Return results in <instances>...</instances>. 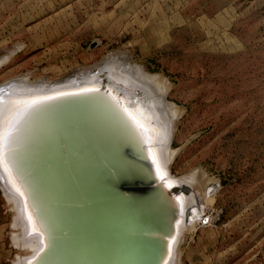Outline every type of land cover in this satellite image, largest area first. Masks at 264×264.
Here are the masks:
<instances>
[{"label":"rangeland","instance_id":"rangeland-1","mask_svg":"<svg viewBox=\"0 0 264 264\" xmlns=\"http://www.w3.org/2000/svg\"><path fill=\"white\" fill-rule=\"evenodd\" d=\"M10 51L1 85L117 53L167 80L182 112L172 175L215 186L204 210H222L186 234L180 264H264V0H0V57ZM13 219L0 187V264L23 255Z\"/></svg>","mask_w":264,"mask_h":264},{"label":"bare ground","instance_id":"bare-ground-1","mask_svg":"<svg viewBox=\"0 0 264 264\" xmlns=\"http://www.w3.org/2000/svg\"><path fill=\"white\" fill-rule=\"evenodd\" d=\"M13 54L14 51H10L6 56L0 57V68ZM4 82L0 84V100L6 105L33 99L43 100L19 116L11 110L6 114L10 120L18 121L11 129L10 142L4 148L7 170L0 167V187L14 212L12 228H19L22 233L21 241L17 238V233L13 236L16 246L23 252L14 264H69V258L64 254L66 241L63 248L60 243L52 250L46 258L47 261H39V256L49 246L46 222L55 220L66 230L64 207L67 204H64L65 197L60 196L61 184L64 183L63 168H49V165L40 168V176H44L43 179L50 189H53L43 196L38 192L33 196L34 191L30 185L34 184V180L24 171L41 146L45 143L50 145L53 139L55 124L47 118V112L53 109L51 107L73 95L99 96L102 87L108 91V94L102 93L104 104L113 105L121 121L133 128L129 136L143 149L156 182L164 189H171L176 185L190 187L188 191L179 189L175 195L170 196L171 204L176 210L174 231L166 237V252L160 262L180 264L185 236L198 227V218L204 214L208 197L215 192L216 187L208 185L207 181L202 182L194 172L181 177L172 175L171 154L174 152L171 143L182 112L166 99L170 88L167 80L161 75L148 73L127 54L117 53L94 66L79 68L58 80L52 81L45 77L32 80L30 75L26 74ZM87 88H97L100 91L85 93L84 89ZM47 97L54 98L45 99ZM122 109L133 114L142 128L137 127ZM3 130H7V125H4ZM36 175L41 178L38 173ZM20 192L24 195L21 196Z\"/></svg>","mask_w":264,"mask_h":264},{"label":"water","instance_id":"water-1","mask_svg":"<svg viewBox=\"0 0 264 264\" xmlns=\"http://www.w3.org/2000/svg\"><path fill=\"white\" fill-rule=\"evenodd\" d=\"M100 92L73 95L51 107L47 118L55 124L53 139L25 167L34 180L33 196L53 191L40 168H63L66 230L55 220L46 222L49 246L39 261H47L66 241L69 264H160L166 237L174 231L170 196L190 187L164 189L156 182L143 149L129 136L133 128L113 105L104 104L107 89Z\"/></svg>","mask_w":264,"mask_h":264},{"label":"snow or ice","instance_id":"snow-or-ice-1","mask_svg":"<svg viewBox=\"0 0 264 264\" xmlns=\"http://www.w3.org/2000/svg\"><path fill=\"white\" fill-rule=\"evenodd\" d=\"M100 90L97 88H87L84 89V92H99ZM0 92H2V90H0ZM54 97H47L45 99H53ZM43 100H39V99H33L31 101H21V102H17L14 105H6L2 100H0V167H3L5 170H7V163L5 161L4 158V148L7 146V144L10 142L11 140V129L15 126V123H17V120H10L7 117V112L8 111H14L17 116H19L20 114L26 112L28 109L35 107L36 105L42 103ZM125 114L128 116V118L134 123L136 124L137 127L142 128V125L139 123V121H137L136 117L131 114L128 113L126 109H122ZM4 125H7V130H3ZM17 191L19 192L20 190L17 189ZM20 195L23 196L24 193L20 192ZM31 219V218H30Z\"/></svg>","mask_w":264,"mask_h":264},{"label":"built area","instance_id":"built-area-1","mask_svg":"<svg viewBox=\"0 0 264 264\" xmlns=\"http://www.w3.org/2000/svg\"><path fill=\"white\" fill-rule=\"evenodd\" d=\"M222 210L217 212L213 207H207L204 210V214L198 219L199 227H206L209 224L214 223L216 220L220 218Z\"/></svg>","mask_w":264,"mask_h":264}]
</instances>
